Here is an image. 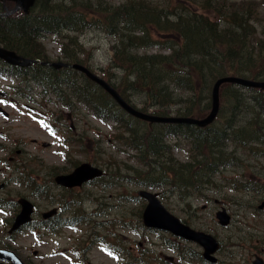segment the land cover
<instances>
[{"label":"trees","instance_id":"1","mask_svg":"<svg viewBox=\"0 0 264 264\" xmlns=\"http://www.w3.org/2000/svg\"><path fill=\"white\" fill-rule=\"evenodd\" d=\"M5 6L11 9L14 4ZM91 29L113 40L103 79L127 103H131V90L144 93L140 111L145 113L151 109L152 115L162 117H204L210 108L208 92L218 78L264 81V0H36L28 15L0 17V45L24 59L49 62L52 59L42 40L52 35L61 45L57 60L64 58L68 64L90 69V52L82 48L78 36L64 33ZM153 49L159 53H146ZM110 70L122 73L118 83ZM31 76L37 84L52 83L56 94L67 91L103 122H124L121 125L129 136L121 132L119 138L139 153L145 166L135 171V180L150 189L170 186L184 196L200 194L214 184L212 177L226 158L237 160L227 151L229 146L253 151L264 142V90L248 89L256 93L249 95L235 85L223 84L217 120L199 129L136 120L100 87L70 69L50 68ZM166 135L187 142V162L174 158L171 147L162 141ZM113 245L116 253L132 262L128 264H169L142 250L131 256L120 242ZM170 246L180 255L200 260L199 253L191 254L184 245Z\"/></svg>","mask_w":264,"mask_h":264},{"label":"rangeland","instance_id":"2","mask_svg":"<svg viewBox=\"0 0 264 264\" xmlns=\"http://www.w3.org/2000/svg\"><path fill=\"white\" fill-rule=\"evenodd\" d=\"M77 36L82 48L90 52V60L87 62L89 68L95 75L101 77L111 58L110 49L113 40L97 29L84 31ZM43 43L50 59L57 61L59 43L56 39L49 36L43 39ZM138 53L144 52L139 50ZM146 53L158 54L159 51L153 49L147 50ZM112 72L117 77L114 81L118 83L122 73L118 70ZM9 85V81L0 80V90L8 89ZM35 91L38 92L33 97L36 106L23 100L18 101V104L1 105L4 106L9 117L4 119L0 115V132L8 136V144H14L13 141H22L28 153L27 157L23 158L27 166L23 168V174L27 176L26 173L32 171L31 176L36 178L37 182H45L50 178L48 168L55 167L57 173L64 174L71 172L74 164L82 163L100 167L107 174L105 173V177L101 176V182L86 184L70 193L74 198L72 205L68 207L69 212L78 214V210L82 211L81 224L75 228L63 229L61 234L53 237L45 247L41 248L40 258L29 256L33 264H119L120 262L104 252L102 246L94 241L95 237L98 239L105 237L111 241L114 234L122 238L131 249L140 244L142 248L151 249L162 258H175L176 254L164 248L162 244V237L171 238L170 235L144 232L140 228L138 215L144 207V202L135 200L134 197L141 189L162 193L159 197L160 201L176 218L181 221L187 220L188 225L193 229L216 237L221 243V250L216 254L218 264H251L255 255L264 261V209L261 211L257 209L264 202V154L262 152L264 143L263 146H257L254 151L233 146L227 148L228 151L234 152L237 160L232 161L226 158L231 165L221 168L215 177L214 181L223 187L221 194L215 190V187H208L200 194L189 196L180 194L170 186L165 189L150 190L138 185L135 180V171L145 169L138 157L139 153L125 146L123 141H117L120 133H124L122 125L117 126L112 122L103 123L84 106L77 105V110L70 112L71 119L66 123V129H62L63 117L67 118L69 113L54 100L47 104L43 103L39 97V89ZM243 91L249 95H256L254 92ZM129 95L133 105L141 109L146 101L145 94L131 90ZM192 118L199 119L200 116ZM53 130L55 133L51 134ZM123 135L129 136V133ZM0 141H3L1 137ZM33 141L37 144H33ZM163 142L172 145L174 141L164 138ZM43 143L49 144V147L43 148L41 146ZM188 149V145L180 141L173 155L177 160L185 162ZM6 175L7 177L4 178L9 177L8 173ZM229 180L239 183L250 182L249 186H253L254 190L227 191L225 182ZM7 193L11 194L10 198L14 201L19 196H30V192L24 187H16L14 184L6 190ZM50 194L55 199L63 198L62 195L64 198L68 196L65 191L57 187H52ZM30 200L40 212L52 209L51 204L43 198L33 197ZM221 208L232 216L230 224L225 228L220 227L214 217ZM65 217V215L62 216V218ZM122 219L127 222L129 229L137 232L120 228L119 221ZM96 224L100 226L97 227ZM102 225L107 227L106 231L102 230ZM93 233L96 235L94 236ZM33 240L35 239L32 236H21L13 247L31 249L30 247H35V244L32 245ZM81 242L88 247L86 253L76 248ZM188 245L195 251H201L195 245ZM74 249L80 252L76 253ZM26 254L31 255V252L19 251V255L24 259L27 258Z\"/></svg>","mask_w":264,"mask_h":264},{"label":"water","instance_id":"3","mask_svg":"<svg viewBox=\"0 0 264 264\" xmlns=\"http://www.w3.org/2000/svg\"><path fill=\"white\" fill-rule=\"evenodd\" d=\"M3 3L6 1L15 3L13 9L9 10L5 8L4 13H0L2 16H10L18 11H23L24 14H28L30 9L33 7L35 0H1ZM0 59L5 61L7 64L18 67H28L31 64L38 63V60H27L17 56L14 52L7 51L4 48L0 47ZM48 65V63H45ZM52 67L59 69L61 67H65L67 65L57 62L52 63ZM71 68L75 71H78L84 74L89 80L97 84L101 87L105 92H107L112 99L129 115L140 119L142 121H146L149 123H164V124H188L194 125L197 127H205L213 122L215 119L218 110H219V88L224 83L237 84L240 86L264 89V81L256 82L249 81L242 78L237 77H223L218 79L212 88V105L211 110L208 115L201 119L195 120L192 118H182V117H157L153 115L144 114L140 111L135 110L131 106H129L121 96L113 89L108 83H106L101 78H98L94 74H92L88 69L84 66L74 64ZM101 175V171L97 168L91 167L88 164H82L76 170L68 176L58 177L56 180L59 185H62L67 188H72L75 186H79L84 182H87L93 178L99 177ZM138 196L144 199L147 204L142 212V221L145 227L150 229H158L170 232L176 237L182 238L189 242H194L203 248V258L206 261L215 262V259L212 255L218 250L219 244L217 240L209 234H205L203 232H198L190 227L181 223L177 218L171 215L160 203L156 194L150 193L145 190H141L138 192ZM19 204L21 205V213L16 218L15 223L11 229H18L21 225L28 222L30 219V214L32 213L33 206L25 199L19 200ZM261 208V207H260ZM55 213V210L45 214V217H49ZM216 218L221 226L228 225L230 221V217L227 215L225 210H221L216 214ZM11 257H6L3 252H0V258L3 259H11L13 260V264H22V262L16 258L13 254H10ZM4 256V257H3ZM252 264H264L262 259L256 257Z\"/></svg>","mask_w":264,"mask_h":264},{"label":"flooded vegetation","instance_id":"4","mask_svg":"<svg viewBox=\"0 0 264 264\" xmlns=\"http://www.w3.org/2000/svg\"><path fill=\"white\" fill-rule=\"evenodd\" d=\"M44 71V69H37V68H16V69H10L8 70L10 77L6 79V77L0 76V80L5 81L8 80L10 82L9 89L5 92L4 97H0V104H5L8 101H10L13 92L15 91V94L18 96V100L22 101L24 98H33L38 92L35 91L36 89V84L32 83L33 77L29 75V73L33 72H39V71ZM0 71H6L5 69H0ZM22 72L27 73L26 76H22ZM25 81H28L29 83L25 86V91H17V88L19 86H22V83ZM41 87V95L46 96L45 98H41L40 94L39 97L42 99V102L47 104L52 102V100L57 101L59 105L63 103V105L68 106L69 105V98L67 97L66 94H61L59 93L58 96L64 97L63 101H60L59 98H55L53 91H54V85L52 83H48L47 85L40 86ZM34 88V90H33ZM46 88L47 90H44ZM6 90V88H1ZM26 101V100H23ZM30 103L36 105L35 100H27ZM78 104V103H77ZM69 114L67 118H64L61 114V118L63 117V123H62V129H66V123L70 121V112L69 110H66ZM0 137L3 141H0V203L3 201H11L12 204H15L17 199L21 198L22 196L17 197L16 201H14L13 198H10V193L6 194V190L11 187L13 184L16 187H23L22 186V178H23V171L21 169L22 166V161L24 160L23 158L27 157L28 153L26 152V148L24 147V143L22 141H13L14 144H8L7 139L8 136L4 135V132H0ZM33 144H37L36 141H33ZM45 143L41 144L43 148H48L49 144H47V147H44ZM73 168L71 169V171ZM49 171V180L45 182H36L38 186H42V191H48L50 194V190L52 187L55 186V177L59 174H56V169L55 167H50L48 168ZM6 173L9 174L8 178ZM69 173V172H68ZM106 171L103 170V175L105 177ZM56 174V175H55ZM67 174V173H64ZM107 174V173H106ZM36 180V178L34 179ZM101 182V180H97V183ZM92 184V182L90 183ZM57 189H61L58 188ZM67 191L66 193H70L71 191H77V189H71V190H65ZM64 193V192H63ZM52 196V195H51ZM35 198V196L32 195L30 192V196L27 197L28 199ZM55 199V198H54ZM35 208V205H34ZM20 213V208L15 207L14 210L8 208L6 211H0V251H9L13 252L16 254L24 264H33L31 262V256L32 258H37L39 257L38 249L37 247H44L46 244V235L52 236L53 234H49L52 232L54 224L60 225V220L55 219V217H51L48 219L43 218L44 212H40L37 209L34 210L32 217L28 223L20 227L18 230L15 232L10 233L9 230L11 229L16 217ZM53 226V227H52ZM33 233L37 234V239H36V247L31 248V249H26V248H16L13 247L14 243L23 235H32ZM30 251L31 255L26 254L25 256L27 258H22L19 255L20 252H25V251ZM13 261H9L6 259L0 258V264H12Z\"/></svg>","mask_w":264,"mask_h":264}]
</instances>
